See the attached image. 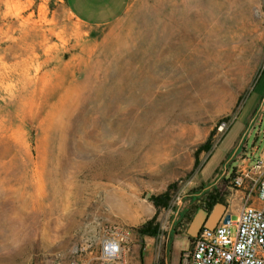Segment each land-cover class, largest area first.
I'll return each mask as SVG.
<instances>
[{"label": "rangeland", "instance_id": "374dc122", "mask_svg": "<svg viewBox=\"0 0 264 264\" xmlns=\"http://www.w3.org/2000/svg\"><path fill=\"white\" fill-rule=\"evenodd\" d=\"M200 29L222 43L195 57ZM263 71L264 0H132L102 27L63 0H0V264H103L107 225L131 235L110 264H157L170 246L187 264L202 194L236 219V164L264 160L249 153L264 148ZM154 217L162 235L141 239Z\"/></svg>", "mask_w": 264, "mask_h": 264}, {"label": "built area", "instance_id": "2783aa9c", "mask_svg": "<svg viewBox=\"0 0 264 264\" xmlns=\"http://www.w3.org/2000/svg\"><path fill=\"white\" fill-rule=\"evenodd\" d=\"M233 185L245 193L237 218L226 212L215 229L202 228L186 253L187 264H264V160L241 171ZM255 198L260 205L254 202ZM130 240L128 231L115 225L105 226L100 247L102 263L119 260Z\"/></svg>", "mask_w": 264, "mask_h": 264}, {"label": "crops", "instance_id": "0c3cea01", "mask_svg": "<svg viewBox=\"0 0 264 264\" xmlns=\"http://www.w3.org/2000/svg\"><path fill=\"white\" fill-rule=\"evenodd\" d=\"M34 1H46V0H34ZM63 1L66 4L70 13L77 21L87 26L102 27V26L111 25L117 22L118 20H120L128 11L132 0H63ZM258 152H260V154L262 155L261 157H264V148L257 149L256 147H254L253 149L249 150V153L254 155ZM255 156H257V154ZM236 167H239L238 169L240 172L246 169L245 167H242V162L240 160H238ZM236 196L237 198L240 199L241 202V206L238 207V212H237L238 214L243 205L245 193L243 190H237ZM254 202L257 205L261 204V202L257 198H255ZM227 207L228 208L226 212L230 213L229 210L230 206L227 205ZM231 214L233 215V213ZM178 224L179 222L174 220L172 223V227L170 229H173V226L176 227ZM185 234L187 235V230ZM188 238L192 246L194 238H190L189 236Z\"/></svg>", "mask_w": 264, "mask_h": 264}, {"label": "trees", "instance_id": "16d2710c", "mask_svg": "<svg viewBox=\"0 0 264 264\" xmlns=\"http://www.w3.org/2000/svg\"><path fill=\"white\" fill-rule=\"evenodd\" d=\"M263 77H264V71H263L261 77L259 78V80L257 81V84H256V86H255V88L253 90L254 93H255L256 88L258 87L259 83L263 79ZM230 129H228V131ZM228 131L226 132V134L228 133ZM226 134L224 135V138H225ZM223 139H222V141H223ZM213 147H214V143L212 142V139L210 138L198 150L196 164L200 163V161L198 160L199 159L198 158L199 154L202 153V152L210 153L213 150ZM151 201L153 202V204L155 205V207L158 210L161 209V208H170L171 189L168 190L167 192L163 193L162 195L152 196L151 197ZM202 201H203L202 207L204 209L208 210V211H212L213 208L216 206V204H218L219 202L224 203V200L219 195L217 189H209V190L205 191L202 194ZM137 233H138V235H139V237L141 239H144V238H147V237L148 238H157L158 239L162 235V229H161L160 223L157 222V217H154L151 220H149L146 223H144L141 227H139L137 229ZM171 243L172 242L170 240L169 244H171ZM170 254H171V246L166 252L167 261H166V259L164 257H161V258L158 259L157 264H169ZM184 254H186V253H184ZM141 257H142V260L144 261L145 253H144L143 250L141 251Z\"/></svg>", "mask_w": 264, "mask_h": 264}, {"label": "water", "instance_id": "95a60500", "mask_svg": "<svg viewBox=\"0 0 264 264\" xmlns=\"http://www.w3.org/2000/svg\"><path fill=\"white\" fill-rule=\"evenodd\" d=\"M227 208L225 203L219 202L212 211L204 208L199 209L187 229V235L194 238L202 228L215 229L225 215Z\"/></svg>", "mask_w": 264, "mask_h": 264}, {"label": "bare ground", "instance_id": "6f19581e", "mask_svg": "<svg viewBox=\"0 0 264 264\" xmlns=\"http://www.w3.org/2000/svg\"><path fill=\"white\" fill-rule=\"evenodd\" d=\"M179 20V19H178ZM178 25V27H180L181 24H178L176 22V26ZM219 25V24H218ZM180 28L177 29V31H179ZM221 27H219L217 30H220ZM205 30H198L195 33H192V37L190 39V45L189 47H192V54L195 55V57L201 56L204 47L208 48L207 50H212V49H219L220 44L222 43V41L220 42V37H217L218 34L217 32H209V33H205ZM216 31V30H215ZM228 34V31H226L225 36ZM229 37H227L225 40V42H227ZM225 46V45H224ZM194 48V49H193ZM182 53L185 51L184 47L181 48ZM195 52V53H193Z\"/></svg>", "mask_w": 264, "mask_h": 264}]
</instances>
